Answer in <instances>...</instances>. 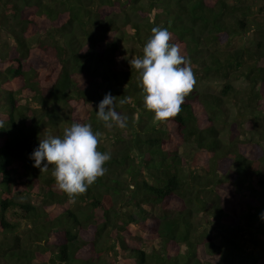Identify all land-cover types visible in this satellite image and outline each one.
Returning a JSON list of instances; mask_svg holds the SVG:
<instances>
[{
	"label": "trees",
	"instance_id": "trees-1",
	"mask_svg": "<svg viewBox=\"0 0 264 264\" xmlns=\"http://www.w3.org/2000/svg\"><path fill=\"white\" fill-rule=\"evenodd\" d=\"M157 26L196 77L163 122L129 63ZM239 78L243 89L230 82ZM109 92L126 128L97 119ZM225 102L243 130L223 140ZM0 121L6 264H264V0H0ZM74 121L101 134L111 159L73 199L54 166L41 172L30 157ZM146 205L161 211L152 227ZM144 235L157 246L144 247Z\"/></svg>",
	"mask_w": 264,
	"mask_h": 264
},
{
	"label": "clouds",
	"instance_id": "clouds-1",
	"mask_svg": "<svg viewBox=\"0 0 264 264\" xmlns=\"http://www.w3.org/2000/svg\"><path fill=\"white\" fill-rule=\"evenodd\" d=\"M151 33L142 58L130 59L129 63L139 72L144 107L154 113L156 121L163 122L180 113L185 98L194 89L196 77L190 59L181 54L180 45L170 43L172 34L166 28L153 27ZM127 101L125 97L119 104ZM116 106L117 97L110 92L97 106V119L107 129L127 127L128 117L118 112ZM2 125L0 121V128ZM100 135L90 124L74 121L63 130L62 136L40 139L30 157L35 161L33 167L42 172L54 166L51 175L57 189L74 199L86 193L107 171L104 165L111 159V153L98 150ZM261 218L264 219V213Z\"/></svg>",
	"mask_w": 264,
	"mask_h": 264
},
{
	"label": "rangeland",
	"instance_id": "rangeland-1",
	"mask_svg": "<svg viewBox=\"0 0 264 264\" xmlns=\"http://www.w3.org/2000/svg\"><path fill=\"white\" fill-rule=\"evenodd\" d=\"M262 1L263 0H252V2L255 3L256 6L261 4ZM251 36L248 38V40L251 38ZM123 47H125L124 44H123ZM121 50H123V52H125L126 55H127V52L124 49H121ZM130 55L132 56L133 54H130ZM230 82H232V84L236 87V89H243L247 85V82L244 79H242V78H239V79H236V80H232ZM209 85L211 86L209 88H210V90L212 92H218L220 90V86L217 83V81L216 82L215 81L210 82ZM225 104H226V102H225ZM227 107L228 108L226 109V114L224 116H222V120H221V122L219 124V127H221V135H222L223 140L224 139L225 140L228 139L229 133H231L230 130L233 127L236 128L237 133L238 132L240 133L243 130V127H242V125L240 123L237 124V121L235 123H233L235 120H238V116L237 117L235 116L236 115V108L228 106V105H227ZM65 115H69L68 111L65 113ZM65 128H66V125L63 127V129H65ZM50 133H51V131L48 128L44 129L43 132H42L43 135H50ZM237 133L233 131L232 134L234 135V134H237ZM238 135H240V134H238ZM247 135H249V134H247ZM184 150H185L184 146L180 147V152H182ZM182 153H184V152H182ZM33 202L34 203H39V201H37L36 198H33ZM144 207H145V209L147 211L150 212L147 215V218L145 219L144 223H146L148 226L152 227L153 226L152 225L153 224V220L152 219L158 218V216H159L161 211H160V209L158 207H154V206H150V205H146ZM26 222H27L26 220H23L20 223L22 225H24ZM133 228H134L133 231L136 232V227L134 226ZM137 231L139 233H141L140 230H137ZM145 237L147 238V244L148 245L145 244L144 247H150L151 245L152 246H157V238L155 239V238H152V237H147V236H145ZM0 264H6L5 261L2 260V258H0ZM32 264H39V263L38 262H33ZM41 264H43V263H41ZM44 264H46V263H44Z\"/></svg>",
	"mask_w": 264,
	"mask_h": 264
}]
</instances>
